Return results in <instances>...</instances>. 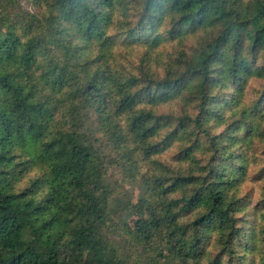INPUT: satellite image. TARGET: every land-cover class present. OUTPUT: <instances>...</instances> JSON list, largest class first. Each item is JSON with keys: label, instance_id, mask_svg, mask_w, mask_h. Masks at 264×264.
Returning <instances> with one entry per match:
<instances>
[{"label": "trees", "instance_id": "1", "mask_svg": "<svg viewBox=\"0 0 264 264\" xmlns=\"http://www.w3.org/2000/svg\"><path fill=\"white\" fill-rule=\"evenodd\" d=\"M24 1L0 0V264H264V0Z\"/></svg>", "mask_w": 264, "mask_h": 264}, {"label": "rangeland", "instance_id": "2", "mask_svg": "<svg viewBox=\"0 0 264 264\" xmlns=\"http://www.w3.org/2000/svg\"><path fill=\"white\" fill-rule=\"evenodd\" d=\"M21 7L33 11L29 8L24 0H19ZM159 110V109H158ZM167 111L166 109H160L159 112ZM172 149H168L165 153L164 158H169L174 153ZM142 166V164H140ZM143 168V167H142ZM145 169V167H144ZM107 182L114 187L113 197L114 199H119L123 201H136L140 194V185L142 179L140 176L133 172V177L131 173L127 170L122 169V164L119 161H114L107 167ZM244 192H247L252 201H255L257 197L256 185L253 183L246 182L244 185ZM113 206V205H112ZM89 256V253H86V257Z\"/></svg>", "mask_w": 264, "mask_h": 264}]
</instances>
